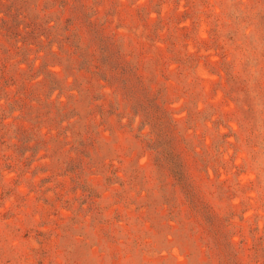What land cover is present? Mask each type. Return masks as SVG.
<instances>
[{
    "label": "rangeland",
    "instance_id": "1",
    "mask_svg": "<svg viewBox=\"0 0 264 264\" xmlns=\"http://www.w3.org/2000/svg\"><path fill=\"white\" fill-rule=\"evenodd\" d=\"M66 2L0 0V264H264V0Z\"/></svg>",
    "mask_w": 264,
    "mask_h": 264
},
{
    "label": "trees",
    "instance_id": "2",
    "mask_svg": "<svg viewBox=\"0 0 264 264\" xmlns=\"http://www.w3.org/2000/svg\"><path fill=\"white\" fill-rule=\"evenodd\" d=\"M50 1H53V2H55V3H57L58 4V7H61V8H63L64 9V6L65 5H67V2H66V0H50ZM14 2V1H13ZM23 3V2H22ZM13 4H15V5H17L18 3H13ZM25 4V3H24ZM54 4V3H53ZM21 6H23V4L21 5ZM20 7V6H19ZM21 13H18V15H20ZM76 16V15H75ZM65 21H70V19H68V18H66L65 19ZM14 27L17 29V28H19L20 27V24H19V22H16V21H14ZM27 26L28 25H24L23 26V28H27ZM7 32H9V33H11V34H15V35H18V33L17 32H15V31H10L9 29H7ZM17 43L18 42H24L23 40L22 41H16ZM0 60H1V58H0ZM91 62H93V61H91ZM2 66H3V64L1 63V61H0V70H1V68H2ZM95 68H97V66H94ZM2 72V71H1ZM0 78H1V76H0ZM7 87V83L5 82V80L3 81V84L1 83V81H0V100L4 97V89ZM2 119H4V118H2ZM21 123H22V120H18L17 122H13L12 124H14V125H12V124H7V123H0V130H2V129H5V130H8V128L10 129V127L12 128V126H14V130L12 131L14 134L15 133H18V132H20V131H24V132H28V133H30L32 136H33V139H36L37 137H39V135L37 134V131H36V128H34V127H23L22 125H21ZM11 125V126H10ZM16 135H14V137H15ZM182 180V179H181Z\"/></svg>",
    "mask_w": 264,
    "mask_h": 264
}]
</instances>
